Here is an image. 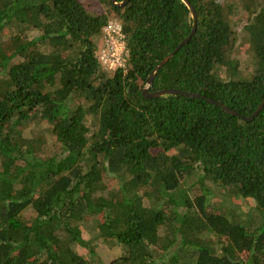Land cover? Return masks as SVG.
Returning <instances> with one entry per match:
<instances>
[{
	"label": "trees",
	"instance_id": "obj_1",
	"mask_svg": "<svg viewBox=\"0 0 264 264\" xmlns=\"http://www.w3.org/2000/svg\"><path fill=\"white\" fill-rule=\"evenodd\" d=\"M95 1L0 0V264H104L97 241L120 247L109 264H264V107L245 118L264 100V1L190 0L196 32L150 90L205 97L154 98L191 10ZM111 20L128 49L113 72L99 60Z\"/></svg>",
	"mask_w": 264,
	"mask_h": 264
},
{
	"label": "rangeland",
	"instance_id": "obj_2",
	"mask_svg": "<svg viewBox=\"0 0 264 264\" xmlns=\"http://www.w3.org/2000/svg\"><path fill=\"white\" fill-rule=\"evenodd\" d=\"M86 3H89V10L92 12L100 11L101 7L95 0H84ZM260 2H263L264 0H259ZM39 34V32L37 33ZM35 35V32L31 34V37ZM104 33H102L101 36V46L104 44ZM239 46H242L244 48V44L242 41L239 42ZM242 47H240L242 49ZM244 71L248 72V68L245 64H243ZM113 72V71H112ZM211 188L213 190V195L211 198V201L215 203L217 206L221 207L222 210L225 213H228L229 215H236V216H241L243 215L242 218L247 217V213L249 211V207L245 205L246 203L242 201L241 199H237L229 194H227L224 190L223 187L219 185H213L211 184ZM95 223L93 221H88L85 222L82 227H83V233L84 237L87 239H93L94 238V233L96 232L95 229ZM96 234V233H95ZM95 240V239H94ZM96 242V241H94ZM96 245V253L99 255L101 258L102 262L104 264H109L116 258H118L121 255V250L120 247L118 246H111L105 242L97 241ZM77 250L84 252L83 247L80 245L76 244Z\"/></svg>",
	"mask_w": 264,
	"mask_h": 264
},
{
	"label": "built area",
	"instance_id": "obj_3",
	"mask_svg": "<svg viewBox=\"0 0 264 264\" xmlns=\"http://www.w3.org/2000/svg\"><path fill=\"white\" fill-rule=\"evenodd\" d=\"M104 44L99 50V60L109 71L125 68L128 49L123 26L118 20H111L103 29Z\"/></svg>",
	"mask_w": 264,
	"mask_h": 264
},
{
	"label": "water",
	"instance_id": "obj_4",
	"mask_svg": "<svg viewBox=\"0 0 264 264\" xmlns=\"http://www.w3.org/2000/svg\"><path fill=\"white\" fill-rule=\"evenodd\" d=\"M128 0H124V2L122 4H124L125 2H127ZM183 2H185V4L189 7V9L191 10V14L194 18V26H193V30L191 32V34L184 39L179 46L173 51L171 52L169 55H167L156 67L155 69L151 72L149 79H148V86L144 88L143 92L145 94V96L149 97V98H154V97H159V96H165V95H170V94H182V95H186L189 97H205L204 95L198 94V93H192V92H186V91H182L179 89H173V88H165V89H161L158 91H151L150 88H152L153 84H154V80L155 77L157 75V73L159 72V70L173 57L175 56V54L178 52V50L186 43H188L193 35L196 32L197 29V22H198V17H197V13L195 10L194 5L192 4V2L190 0H182ZM113 4L117 5L118 3L116 2V0H113ZM209 101L216 103L217 105L221 106L224 110L228 111L229 113L233 114V115H237V116H242L240 113H238L236 110L232 109L231 107L221 103V102H217L212 98H208ZM264 107V100L263 102L259 105V107L257 108V110L250 116V117H245L247 120H253L258 114L259 112L263 109Z\"/></svg>",
	"mask_w": 264,
	"mask_h": 264
}]
</instances>
